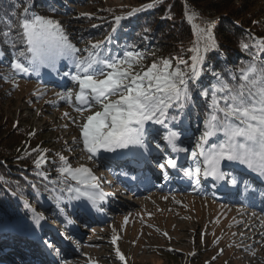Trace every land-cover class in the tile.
Segmentation results:
<instances>
[{"label": "snow or ice", "instance_id": "snow-or-ice-1", "mask_svg": "<svg viewBox=\"0 0 264 264\" xmlns=\"http://www.w3.org/2000/svg\"><path fill=\"white\" fill-rule=\"evenodd\" d=\"M153 7L154 3L148 4L127 15ZM11 15L16 17L15 24L11 19H0L7 29L0 33V57L5 55L3 45H8L12 49L10 67L14 74L39 75L42 69L59 72L61 61H66L70 69L63 76L78 89L76 111L99 109L79 125L83 150L89 159L101 153L144 157L152 151V145L161 153L165 148L175 154L189 153V147L185 146L188 141L192 145V166L178 163L179 155H165L157 165L165 170V179L166 170L172 169L194 180L196 186L202 178L236 186L239 181L227 170L228 164H239L264 178V38L249 31L247 42L242 40L240 47L250 59L241 62L238 69L227 70L225 75L208 67V54L220 52L214 32L216 21L203 19L195 10L186 8L184 13L196 39L187 49L181 47V52L191 55L187 59L183 55L160 57L147 66L144 63L147 54L134 45L113 51L108 46L112 43L111 36L105 41H89L90 46L84 49L77 47L59 21L35 13L30 4L19 15L15 11ZM122 19L116 16V24ZM112 31L115 33L116 28ZM17 45L22 47L17 49ZM205 73H210L213 80L205 83L202 79ZM57 95L71 102V90ZM196 95L204 99V119L200 136L193 140L184 121L196 104ZM60 160L62 165L57 171L65 186L59 192L66 196L53 197L57 207L65 199L68 203L83 199L97 212L103 211L101 203L109 194L101 190V179L91 168L72 167L63 155ZM46 162L43 155L34 161L37 168ZM38 174L47 179L44 173ZM60 212L67 217L64 208ZM43 219L39 213L32 217L36 227H40ZM116 253L126 264V257L118 247Z\"/></svg>", "mask_w": 264, "mask_h": 264}, {"label": "rangeland", "instance_id": "rangeland-1", "mask_svg": "<svg viewBox=\"0 0 264 264\" xmlns=\"http://www.w3.org/2000/svg\"><path fill=\"white\" fill-rule=\"evenodd\" d=\"M57 2V6H53L50 1L43 0L45 14L38 13L35 6L30 5L35 13L59 21L72 43L81 49L89 47V41L94 43L105 41L109 36L112 39L113 35L117 37L121 27L137 15L127 14L133 9L143 7V4L134 0H57ZM26 5L27 2L24 7ZM257 6L264 11V1ZM116 16L124 17L119 25L115 22ZM262 16L264 17V12ZM114 27L115 33L112 31ZM129 45L133 44L126 41L124 45L111 43L108 46L113 51H120ZM136 47L148 53V47L146 49L145 46ZM157 58L159 57L147 54L144 63ZM69 69L70 65L66 61H61L60 74L50 69H42L41 72L63 77L61 70ZM41 78L40 74H14L10 67L0 68L1 110L19 133L26 135L32 145L36 144L34 145L36 150H41L40 156H45L46 163H50L54 169V172L42 171L51 184L43 191L36 189L40 205L33 204L27 195H18L16 198L23 204L24 213L8 216L0 222V256L8 257V254L21 256L27 252H39L41 257L42 253H45V246L29 239V235L39 238L40 235L47 234L48 237L56 238V243H61L62 248L58 253L63 252L62 249L68 250L60 256L72 264H125L117 256V247L126 257V264H264V235H257V230L251 231L250 228L245 235L248 238L243 237V233L247 232L245 229L249 228L248 225L258 221L257 217L253 211L244 209V205L216 201L213 197V194L218 196L219 186L216 183L212 187L207 184L198 188L193 187L192 183H189L191 186L184 184L179 186L167 184L166 180H162V183H159L160 188L149 192L127 193L118 190L115 201L102 202L103 211L100 212L83 199L71 203L65 199L58 208L53 197L66 196V193L59 192V188L65 186L61 183L63 177H60L57 171L62 165L60 155L66 157L72 167L86 166L99 177L95 169L99 163L94 161L95 157L89 159V154L83 150L79 130V125L85 122L86 117L99 109L77 112L78 102L75 96L78 89L71 87L74 85L73 82L69 79L63 80L67 90L59 91L57 88L61 86L60 83H41L39 81ZM69 90L72 91L71 102H66L57 95L65 94ZM84 112L86 113L81 114ZM65 113L68 115L65 116ZM201 120L199 124L201 127H196L194 121L185 124L193 140L199 137L203 130V119ZM100 160L108 161L105 157ZM237 166L241 167L238 164ZM241 168L246 169L244 166ZM100 179L101 184L113 190L106 179L101 177ZM53 181L57 183L54 184ZM200 184L202 185V182ZM53 187L57 192L52 191ZM242 189L234 199L240 196ZM231 195L233 193L227 192L225 197L229 198ZM104 202L111 206L106 207ZM237 202L234 200V203ZM43 204H48L45 206L46 209H43ZM60 208L74 212L76 219L85 224L83 233L77 235L75 241L70 240L67 233L63 234L65 223L59 221L58 217H62ZM34 213H39L45 218L41 220L39 230L32 220ZM54 220H57L58 224L56 234L47 229ZM259 227L260 225L256 224V228ZM114 238H117L115 243ZM75 242L82 247L77 254ZM6 248H11L12 251L5 253Z\"/></svg>", "mask_w": 264, "mask_h": 264}, {"label": "trees", "instance_id": "trees-1", "mask_svg": "<svg viewBox=\"0 0 264 264\" xmlns=\"http://www.w3.org/2000/svg\"><path fill=\"white\" fill-rule=\"evenodd\" d=\"M47 1L54 4L53 6L58 4L57 0ZM134 1L143 6L154 3L155 7L136 13L134 19L121 27L117 37L113 35L112 43L124 45L127 41L134 46H145L144 49L148 47L146 54L151 55L154 52L159 58L183 55L187 59L191 55L181 52V47L187 49L196 39L184 15L186 8L195 10L205 20L216 21L217 26L214 32L220 45V52L214 51L208 54V67L216 72H224L227 75V70L238 69L241 62L250 59L249 54L240 47L242 40L247 42L246 34L249 31L256 37L264 38V17L262 16L264 11L257 6L264 0ZM26 2L33 4L38 13H46L43 0H0V19H11L15 24L16 17L11 14L14 11L17 15L22 13ZM169 17L172 18L169 19ZM6 30V25L0 23V33ZM15 30L14 28L13 31ZM3 47L5 55L0 57V68H8L12 59V49L8 45ZM21 47L22 45H17V49ZM151 63L147 62L145 65ZM202 79L208 83L213 80V77L210 73H205ZM194 99L196 104L189 119L184 123L189 124L194 121L193 124L196 127H201L199 124L202 121L201 118L204 119V99L199 95H196ZM34 145L36 144L32 145L26 135L23 136L14 128V124L0 108V159L5 160V164L0 162V222L8 216L13 217L24 213L23 204L16 198L18 195H27L31 202L38 206L40 201L36 196V189L43 191L51 184L49 178L45 179L44 175L38 173L54 172V169L50 163H44L40 168L36 167L34 161L39 158L41 151H34L36 150ZM45 206L44 209H46Z\"/></svg>", "mask_w": 264, "mask_h": 264}, {"label": "bare ground", "instance_id": "bare-ground-1", "mask_svg": "<svg viewBox=\"0 0 264 264\" xmlns=\"http://www.w3.org/2000/svg\"><path fill=\"white\" fill-rule=\"evenodd\" d=\"M65 81H68V79H65ZM72 88H74V87H76L75 85H73V86H71ZM86 112H84V113H81V114H85ZM78 116V115H77ZM105 173V172H104ZM104 173H102V174H104ZM111 181H112V179H111ZM60 220V222H62V223H65V221H64V219L62 218V217H58ZM241 223H242V221L241 222H239V225H241ZM256 224L257 225H260L259 223H258V221H253V222H251L249 225H248V227L249 228H247V229H245V231H247L246 233H243V237H246L245 235L246 234H248V232L250 231V228L252 229L251 231H253V229H256L257 230V235L258 234H261V235H264V223L262 224V225H260V227L259 228H256ZM46 228V227H45ZM36 229L37 230H39L40 229V227H36ZM48 230H51V228L50 227H48L47 228ZM249 229V230H248ZM52 231V230H51ZM56 231H58L57 229H56ZM61 236H63L62 234H61ZM44 237H47V239H43ZM39 238L43 241V243L45 244V246L47 247L48 246V244H51L52 245V247H50L55 253H58V252H60V248H62L61 247V243H56L57 242V239L56 238H54V237H50L51 238V240H49L48 238V235L47 234H42V235H40L39 236ZM246 238H248V237H246ZM45 242H48L47 244L45 243ZM69 242V241H68ZM38 256L40 255V253L39 252H37L36 253ZM44 256V254L42 253V255H41V257H43ZM8 257H10V255L8 254Z\"/></svg>", "mask_w": 264, "mask_h": 264}, {"label": "water", "instance_id": "water-1", "mask_svg": "<svg viewBox=\"0 0 264 264\" xmlns=\"http://www.w3.org/2000/svg\"><path fill=\"white\" fill-rule=\"evenodd\" d=\"M199 18V17H198ZM0 162H2L3 164H5V160H0ZM7 165V164H6ZM8 166V165H7Z\"/></svg>", "mask_w": 264, "mask_h": 264}]
</instances>
